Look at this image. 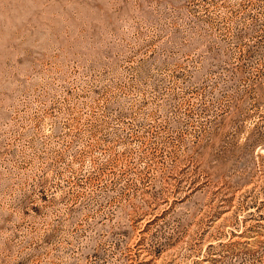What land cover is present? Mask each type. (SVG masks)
<instances>
[{
    "label": "rangeland",
    "instance_id": "obj_1",
    "mask_svg": "<svg viewBox=\"0 0 264 264\" xmlns=\"http://www.w3.org/2000/svg\"><path fill=\"white\" fill-rule=\"evenodd\" d=\"M0 264H264V0H0Z\"/></svg>",
    "mask_w": 264,
    "mask_h": 264
}]
</instances>
